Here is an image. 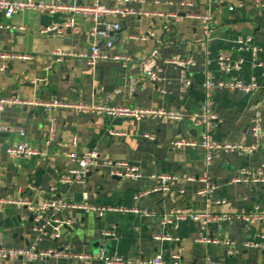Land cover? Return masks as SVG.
<instances>
[{
    "label": "crops",
    "instance_id": "0c3cea01",
    "mask_svg": "<svg viewBox=\"0 0 264 264\" xmlns=\"http://www.w3.org/2000/svg\"><path fill=\"white\" fill-rule=\"evenodd\" d=\"M62 1L90 5L94 0ZM101 1L110 8L130 7L152 16L113 19L121 30L110 35L114 48L102 46L108 59L96 67L70 57L60 62L61 57L56 55L89 52L93 23L88 19L75 16V26L67 28L71 19L68 14L27 11L12 18L0 14V53L32 57L6 64L0 61V95L30 101L166 108L188 115L200 111L209 74L215 82L233 77L246 84L254 79L264 84V0ZM202 17H210V23L205 25ZM147 32H153L156 38L141 40ZM248 39L251 42L246 46L239 43ZM155 49L160 50L158 84L150 83L141 67ZM220 55L240 64V70L223 75L218 65ZM118 57L130 60L127 67ZM173 58L192 59L194 64L188 68L170 65ZM2 66L6 69L1 70ZM184 79L190 86L184 85ZM214 113L218 121L213 139L245 147L255 143L252 120L260 113V148L249 155L219 153L209 164L201 148L172 146L180 139H201L204 128L194 127L189 121L112 119L66 109L47 114L40 108L20 106L0 112V245L90 257L88 261L67 257L27 264H104L102 253L129 261L162 255L166 264H175L174 256H179L182 264H264V249L244 247L245 243L259 241L264 221L243 217L257 212L264 215V186L234 182L243 171L264 166V96L218 91L214 94ZM52 122L57 135L48 144ZM20 143L45 155L11 158L7 150ZM92 151L100 152L102 161L130 164L142 178L118 179L100 162L90 170L85 184H63L73 165L67 155L76 152L82 156ZM158 175H172L178 180L169 192H154L159 183L151 177ZM204 178L216 188L214 212L235 217L228 223L207 227L188 220L165 224V218L178 211L194 213L206 208V199L198 194ZM190 179L193 181L187 182ZM79 193L83 198L77 203ZM57 200L145 210L152 218L116 212L99 217L81 210H40L43 204ZM9 201L23 204L16 206ZM217 201L226 204L216 205ZM159 236L172 240L159 241ZM201 238L212 242L201 243ZM226 243H234L235 249ZM0 264L24 261L0 260Z\"/></svg>",
    "mask_w": 264,
    "mask_h": 264
},
{
    "label": "built area",
    "instance_id": "2783aa9c",
    "mask_svg": "<svg viewBox=\"0 0 264 264\" xmlns=\"http://www.w3.org/2000/svg\"><path fill=\"white\" fill-rule=\"evenodd\" d=\"M27 11L46 13L51 16L58 14L71 15V19L66 25L67 28H73L75 26V16H82L93 23L91 31V37L93 43L90 47L89 52H70L63 55L57 52L59 55V61L62 62L64 58H77L86 61L90 66L96 67L100 62L108 59L107 55L102 51V46L110 50L114 48V42L110 35L114 32L121 30L119 24H114L113 19H125L128 17H151L152 14L147 12L139 11L130 7H119L110 8L101 0H94L90 5H69L62 0H54L51 2H45L42 0H0V14L7 18H12L19 14ZM205 25L211 21L210 17L200 18ZM164 31H168V27L164 28ZM156 38L153 32H147L141 36V40H149ZM251 42L250 39L240 41L241 45H248ZM64 56V57H63ZM159 56L160 50L155 49L151 54L141 63L142 71L144 76L150 83L158 84L160 82L159 68ZM32 57L29 55H17L14 53H0V61L8 63L11 60H30ZM118 61H123L124 66L130 63L127 58H116ZM170 65L179 66L182 68H188L193 66L194 62L192 59H179L173 58L168 62ZM218 65L220 72L228 76L234 70H240V64L235 65L231 58L220 55L218 58ZM6 66H2L1 70H5ZM186 87L190 86L188 79L183 80ZM218 91H239L244 94H258L261 93L264 96V84H260L255 79L249 83H243L236 78H226L219 82H215L212 75H207L206 82L204 84V95L205 101L198 113L185 114L178 110H170L166 108L152 109L138 106H114L111 104H85L83 102H63L59 100L53 101H38V100H23L19 97H3L0 95V112H4L6 109L14 106H20L25 108H40L45 113L51 114L58 109L72 110L77 114H94L112 119H126L142 121L146 118L159 119L171 123H178L182 121H189L194 127H203L204 132L199 141H191L180 139L175 141L172 146L175 149H186V148H201L207 154L208 163L211 164L214 157L219 153H235L239 155H249L260 148L263 139V128L261 122V115L257 113L252 120V133L255 138L254 145L245 147L238 144L232 143H218L213 139V132L216 128V122L218 118L214 113V94ZM113 134V133H112ZM116 136H120V133H114ZM23 135V134H22ZM57 130L54 123H51L50 131L48 134V144L55 141ZM148 137V136H145ZM3 150L0 146V158ZM11 158H32L42 154L35 150L28 144L20 143L16 147H11L6 152ZM67 157L72 161V167L67 173V176L63 179L62 183L66 185H83L86 183V178L90 170L97 166L98 163L102 162L104 166L113 170V176L120 179L140 180L142 174L139 170L132 168L130 164L125 162H113L111 160L102 161L100 152L92 151L79 156L76 152L70 153ZM152 180L157 181L159 184L153 190L154 192L167 193L171 190V186L177 182V178L172 175H158L152 176ZM193 180H187L192 182ZM204 187L199 191V196L206 199V208L202 211L189 213L178 211L175 214H171L165 218V224H171L174 220L177 221H191L196 224H200L203 227H207L213 223H228L235 216L228 214L219 215L216 214L212 207V197L215 193L216 188L209 182L207 178L203 180ZM235 183L243 184H256L264 186V166L256 171H243L240 176L235 179ZM10 204L21 206L23 203L19 201H9ZM216 205L224 206L226 202H216ZM42 212L49 210L54 212H62L68 210H81L88 214H97L99 217H104L108 213L116 212L123 214H132L141 218L150 219L152 214L145 210H138L134 208H123V207H98L95 205H77L71 202L63 200H57L50 203H45L40 206ZM247 220L264 221V215L255 213L252 216H243ZM59 233V229L56 230ZM159 241H170V236H159ZM201 243H210L211 240L201 238L198 240ZM214 243V242H213ZM230 248L235 249L234 243H226ZM245 248L253 249H264V234L259 236V241L248 242L244 244ZM70 258L73 260H89L90 257L84 255H67L54 251H42L38 252L35 248L29 249H12L0 245V260L1 261H16L22 260L24 264L27 262H34L37 260H45L48 258ZM101 260L104 264H166L162 255H157L149 260H135L129 261L122 257L107 256L105 253L101 254ZM173 261L175 264H182L179 256H174ZM207 264H216L212 261H208Z\"/></svg>",
    "mask_w": 264,
    "mask_h": 264
},
{
    "label": "water",
    "instance_id": "95a60500",
    "mask_svg": "<svg viewBox=\"0 0 264 264\" xmlns=\"http://www.w3.org/2000/svg\"><path fill=\"white\" fill-rule=\"evenodd\" d=\"M55 32H56V31H53V32H51V33H55ZM4 150L6 151L7 148H4ZM118 179H120V178H118ZM82 198H83V195H82L81 193L77 194V195H76V202H77V203L82 202ZM106 249H108V247H107Z\"/></svg>",
    "mask_w": 264,
    "mask_h": 264
}]
</instances>
